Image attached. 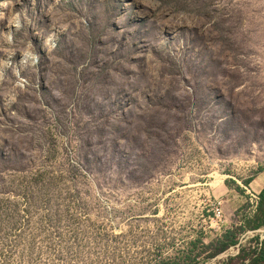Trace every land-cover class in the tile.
<instances>
[{
	"label": "rangeland",
	"instance_id": "374dc122",
	"mask_svg": "<svg viewBox=\"0 0 264 264\" xmlns=\"http://www.w3.org/2000/svg\"><path fill=\"white\" fill-rule=\"evenodd\" d=\"M256 178L264 0H0V264L247 263Z\"/></svg>",
	"mask_w": 264,
	"mask_h": 264
},
{
	"label": "trees",
	"instance_id": "16d2710c",
	"mask_svg": "<svg viewBox=\"0 0 264 264\" xmlns=\"http://www.w3.org/2000/svg\"><path fill=\"white\" fill-rule=\"evenodd\" d=\"M264 226V187L257 194V203L253 210V213L248 216H244L242 220V230H257ZM238 228H229L222 232L217 238L210 241L206 246L211 249L210 256H216L221 252H224L229 247L238 244V238L236 233ZM256 243L252 248L245 250L240 248L239 252H250L248 262L244 264H264V237L260 240L255 239ZM249 254V253H248ZM236 257H239L238 255ZM158 264H174L170 261H159ZM243 264V263H242Z\"/></svg>",
	"mask_w": 264,
	"mask_h": 264
},
{
	"label": "crops",
	"instance_id": "0c3cea01",
	"mask_svg": "<svg viewBox=\"0 0 264 264\" xmlns=\"http://www.w3.org/2000/svg\"><path fill=\"white\" fill-rule=\"evenodd\" d=\"M254 186L258 187V191H260L264 187V180L262 178H256L253 180Z\"/></svg>",
	"mask_w": 264,
	"mask_h": 264
},
{
	"label": "built area",
	"instance_id": "2783aa9c",
	"mask_svg": "<svg viewBox=\"0 0 264 264\" xmlns=\"http://www.w3.org/2000/svg\"><path fill=\"white\" fill-rule=\"evenodd\" d=\"M257 199V197H256ZM261 232H263V234H260V240L264 237V230H262Z\"/></svg>",
	"mask_w": 264,
	"mask_h": 264
}]
</instances>
